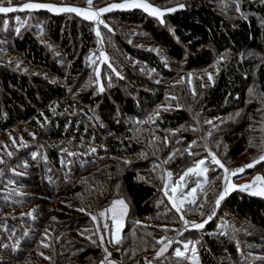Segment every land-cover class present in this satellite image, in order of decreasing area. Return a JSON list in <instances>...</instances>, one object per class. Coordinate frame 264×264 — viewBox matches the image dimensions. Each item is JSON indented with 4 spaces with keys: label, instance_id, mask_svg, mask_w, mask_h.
Listing matches in <instances>:
<instances>
[{
    "label": "trees",
    "instance_id": "trees-1",
    "mask_svg": "<svg viewBox=\"0 0 264 264\" xmlns=\"http://www.w3.org/2000/svg\"><path fill=\"white\" fill-rule=\"evenodd\" d=\"M93 1L99 6L108 0ZM224 1L185 0L166 11L163 19L141 8L106 12L107 20L125 23H116L117 32L111 36L131 58L124 63L116 60L122 71L112 72V77L105 70L98 73L89 62L97 41L94 21L75 12L29 11L31 25L43 24L45 38L63 52L52 50L31 26L10 38V48L41 72L0 65V138L20 127L31 141L28 152L20 156L9 158L15 146L8 138L9 147L3 150L9 164H1L0 177L22 185L18 195L25 213L2 224L17 235L8 238L0 231V264H100L105 248L91 212L121 197L130 204L117 244L121 264L155 251L159 256L154 261L162 264H195L190 251L176 253L185 242H196L202 264H254L240 253L245 241L262 245L254 252L264 254V236L246 232L239 222L250 220L264 230V196L231 193L219 203L216 200L218 216L197 227L184 222L183 214H198L203 198L188 203L182 214L163 191L164 172L183 163L173 158L172 166L165 165L166 156L174 152L166 136H178L179 144L173 147L190 145L191 131L180 129L195 115L204 122L243 111L242 120L223 122V131L214 137L228 144L231 158H237L250 141L243 113L256 109L251 101L255 82L264 93V62L257 58L264 53V0H229L230 6ZM5 16L0 12L2 19ZM127 23L141 25L147 34L139 37L155 45L139 46ZM215 53L232 55L197 97L184 98L182 86L172 82L181 71L210 63ZM88 70L92 83L84 87L80 80L87 79ZM178 86L176 98L172 89ZM165 104L170 108L162 107ZM144 125L149 128L146 134L138 132ZM33 151L38 153L35 158ZM0 206L12 203L0 198ZM226 212H234L238 221L229 215L219 224ZM162 226L176 229L165 251L159 250L160 237L167 234ZM258 264H264V258Z\"/></svg>",
    "mask_w": 264,
    "mask_h": 264
},
{
    "label": "rangeland",
    "instance_id": "rangeland-1",
    "mask_svg": "<svg viewBox=\"0 0 264 264\" xmlns=\"http://www.w3.org/2000/svg\"><path fill=\"white\" fill-rule=\"evenodd\" d=\"M184 1L185 0H108L98 6L94 4L93 0H0V12H6V16L3 17V19L0 17V65L12 68L14 66V68L18 69L23 68V71L29 70L35 74L41 72L40 68H34L31 65H28L26 60L23 59V56L10 48V42H12L10 38L18 36V34L23 31L30 29L31 26L38 30V36H41L43 42L49 44L52 50H55L60 54L63 52L60 51V47H56L54 43L45 38L43 24L36 21V23L31 25V15H29V11L47 9L54 13L75 12L82 17L95 22L94 31L97 34V41L92 55H90L89 62L92 67L96 68L98 73L101 70H105L107 75L112 77V72L119 73L122 71L121 65L116 60L120 63H124L125 61H131V58L126 57L125 53L123 54L121 47H119V43L115 41V36H111V34L115 31L117 32L114 26L116 23L119 24L118 26L125 23H121L114 19L107 20L105 15L106 12L117 9L141 8L147 13L163 19L166 11H170L174 6H177ZM229 3V0H225L223 2L226 6ZM127 24L126 28L131 32V35L139 40V46L150 47L155 45V43H145L141 37H139L140 34H147L141 25ZM127 29L125 30L127 31ZM156 49L159 50L160 48L157 47ZM253 54L254 53L251 52L249 56ZM230 55L232 54L215 53L214 58L210 63L205 65L202 64L201 67H197L195 69H185L184 71H181L180 77L174 80L172 84H174V86H182L184 90V98L193 99L198 96V91L200 89L205 88L209 83L214 81L216 75L220 71V67L227 62ZM246 57H248V55ZM257 58L261 60V62H264V53L257 55ZM103 62H105L104 65L102 64ZM134 63L138 64L137 61ZM91 66L90 68L92 69ZM90 71L88 70L87 72L88 76L87 79L85 78L86 80H80V83L84 84V87L91 86L92 71ZM42 73L46 74V71ZM179 86L176 89H172L176 92L174 93L176 98H178L177 91H180ZM251 98L253 99L251 101L255 102L256 109L250 113H246V111L243 113L248 122L249 132H251L249 135L250 141L245 147V150L237 158H231L229 156L228 144H226L223 140H216L214 134L223 129V122H227L228 120L239 122L242 120L241 114L243 111L237 112L236 114H227L218 118L208 119L204 122H201L199 116L195 115V119L191 121L190 124L183 126L180 129L185 132L191 131L193 140L188 146L186 143H183V145L173 147V145L177 143L176 137L178 136L174 135V138H171V134L166 136V141L171 139V144L173 145L172 149H170L174 152L169 156H166L167 160H165V165H167V167L172 166L170 162L173 158H179L183 163L178 164L177 167H173V169H168L164 172V195L169 202H171L172 205L179 210V212H182V214L183 211L187 209L186 207L188 203L193 202L196 204L199 198H203L202 210L198 212V214L195 213L194 216L189 217H185L184 212V222L189 220L190 224H195L197 227L205 225L206 222L211 219V216L215 218L218 216V209L215 207L216 200H218L219 203L223 197L225 198L230 196L229 194L234 192H249L252 196H264V93L262 92L258 82H255L251 88ZM162 107L165 109L170 108L168 104H165ZM147 116V119L150 120V115ZM29 130L32 132L31 128H29ZM148 130L149 128L144 125L139 127L138 132L146 134ZM3 134L4 135H1L0 138V176L3 175L1 171V164H5V166L9 164L7 157H3V150L8 149L9 147V142L7 140L9 139L13 141L15 146L14 150L12 152L10 151L9 158L14 157L15 155L20 156V154H23L25 151L28 152L27 149L31 145V141L28 138L29 133H26V131L20 127ZM165 147L168 148V143H166ZM173 154H175L174 157L172 156ZM31 155V157L35 158L38 156V153L33 151ZM134 159L138 160L139 157ZM25 164V166H30L29 163ZM15 169L24 174L22 169ZM145 173L146 172H143V174ZM151 173L153 172H150L147 177H149ZM23 189L22 185H20L16 179L8 178L6 176L3 178L0 177V191L3 193V197L0 196V198L12 203L11 207L0 206V231L5 232L8 238L15 237L17 233L13 232L14 230L9 231L7 226L2 224H8V219L11 217L17 218L24 215L25 207L19 203L21 197L18 195V192ZM119 199H121V201L119 200L118 203H116V200H118L116 199L111 205L102 209L110 210L111 214L110 218L105 222L102 221L99 215L100 210L97 212H91L96 227L102 236V242L105 248L104 259L100 264L105 262V256L108 249H119L117 245L118 242L115 244L113 243L112 245L105 242V236L109 233L110 222L112 220L114 221V228L116 229L119 223L118 220H122L120 218L122 210L117 206L119 204L121 206V203L126 202L129 213L130 204L128 203V200H126L125 197H121ZM54 206H57V204H54ZM113 209L116 211L118 215L117 217L119 218H116V216L112 214ZM229 215L235 220L238 219L235 217L234 212H226L219 218L218 223L220 224L222 220L227 222L229 220ZM239 222L240 227H243L246 232H255L258 235L261 234L264 236V230L260 231L261 229L254 226L250 220L240 219ZM187 224H189V222ZM218 227H220V225ZM161 228H163V232L166 233L167 231V234L160 237L161 247L159 250L163 249V247L165 248L170 246L171 241L175 239V237L170 234H173L172 232L176 230L175 228L167 230L168 228L164 226ZM189 244L187 242L182 243V245L176 249L177 255H185L187 251H190L191 256L194 254L192 257L190 256V260L195 264H202L199 254L196 252V242L192 243V245ZM261 248L262 245H251L248 241H245V246L242 250H240V253L245 258H249L253 261L254 264H258L260 260L264 258V254L256 253L254 251ZM245 249L247 252H245ZM248 249L252 250L251 254H248ZM146 254H154L156 255V258L159 256L158 251L145 253L144 255ZM143 256L139 258H142ZM138 259L134 260L132 263ZM229 262H233V260L230 259ZM149 264L162 263L154 261L153 259Z\"/></svg>",
    "mask_w": 264,
    "mask_h": 264
},
{
    "label": "crops",
    "instance_id": "crops-1",
    "mask_svg": "<svg viewBox=\"0 0 264 264\" xmlns=\"http://www.w3.org/2000/svg\"><path fill=\"white\" fill-rule=\"evenodd\" d=\"M119 200L121 201V199H118V200H116L117 201L116 203H118ZM117 207L122 210L121 217H120L122 220H118L119 223H118V227H116V229L114 228V221L112 220L110 222L111 223V232L108 233V231H107L108 234H106V236H105V242H107V244H110V245H112L113 243L115 244L116 242H118L120 240L124 226H125L127 213H128V207L126 205V202L121 203V206L119 204ZM112 214L115 215L116 218H119V217H117L118 215L114 209L112 211ZM99 215H100L102 221L105 222V221H107V219L110 218V215H111L110 210H101ZM167 248H168V246L165 248L163 247V251H165ZM105 259H106L105 262L102 264H121L122 256H121L120 250L114 249V248L108 249L106 256H105Z\"/></svg>",
    "mask_w": 264,
    "mask_h": 264
},
{
    "label": "built area",
    "instance_id": "built-area-1",
    "mask_svg": "<svg viewBox=\"0 0 264 264\" xmlns=\"http://www.w3.org/2000/svg\"><path fill=\"white\" fill-rule=\"evenodd\" d=\"M155 257L156 255L154 254H146L132 264H149Z\"/></svg>",
    "mask_w": 264,
    "mask_h": 264
}]
</instances>
